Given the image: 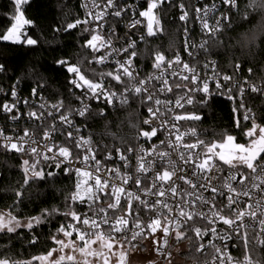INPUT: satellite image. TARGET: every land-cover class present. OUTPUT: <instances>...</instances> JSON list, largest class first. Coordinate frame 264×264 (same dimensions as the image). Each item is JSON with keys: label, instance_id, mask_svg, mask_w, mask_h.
<instances>
[{"label": "snow or ice", "instance_id": "1", "mask_svg": "<svg viewBox=\"0 0 264 264\" xmlns=\"http://www.w3.org/2000/svg\"><path fill=\"white\" fill-rule=\"evenodd\" d=\"M163 2L150 0L147 10L139 13L141 17L147 18L148 36L155 34L153 23L159 24L153 10ZM12 3L14 14L9 17L10 27L0 39L36 45L37 40L23 31L26 25L32 23L25 17L23 8L29 0H12ZM222 3L235 6V0H222ZM82 6L87 9L86 18L67 23L64 31L76 29L81 24L89 25L84 31L90 34V38H85L82 47L90 49L92 53L105 51L93 55L91 59L85 57L87 63L106 65L111 59L112 70L96 72L91 69L92 75L97 78L94 80L86 78L79 66L69 64L67 60L57 61L61 66L67 65V71L74 74L75 78L69 83L83 90V98L77 97L80 106L66 108L63 100L48 104L41 97L39 110L27 112L29 120L35 122L31 129L24 128L23 135L15 138L5 135L0 129V147L7 151L32 154L31 163L29 159L23 160V184L21 189L15 191L14 204L7 209H0V233L19 236L18 230L26 229L32 234L28 242L36 244L38 236L35 229L49 223L55 216H63L65 222L60 223L56 232L50 236L58 247L30 261H11L5 257L0 259V264H32V261H39L40 264H110L113 257L117 258L116 264H128L127 253L137 250V244H133V241H138V238L141 241L147 239L157 230L163 232V241L155 251L165 257L170 255L164 252L170 232L175 233L177 240L194 232L195 252H204L205 248H210L214 253L213 264H233V257L228 252L229 241L233 247L240 245L244 250L243 260L236 261V264H264L260 255L261 250H264V126L257 124L253 117L245 113V120L252 119V126L245 133L250 138L247 145L235 143L232 135H227L220 143L209 144L199 138L195 127L182 131L181 121L201 120V115L188 112L186 105H193L196 93L204 94L198 103H208L212 95L208 79L202 80L196 68L190 67L187 62L181 67L179 54L174 61L169 60L165 67V55L160 52L155 54L152 64L157 72L142 77L134 63L138 56L137 43L130 41L126 46L116 47L113 43L115 29L111 25L105 28L110 9V14L119 18L127 11V7L120 6L118 0H106L103 5L100 0H86ZM180 8L183 9L184 5L181 4ZM216 8L215 4L211 8L205 6L203 10L196 8L203 29L209 30L212 37L216 36L220 25L217 21V25L209 29L208 16ZM202 11L203 16L200 15ZM187 16L185 11L180 20H185ZM139 23V20H134L130 27L135 28ZM206 44L207 41L202 42L199 48L205 49ZM188 47L186 41L185 51H188ZM188 55L193 56L194 53L188 51ZM79 63L83 64L84 60ZM173 64L177 67H173ZM3 70L0 65V71ZM211 79L219 91L226 87V82L232 77L224 75L222 80L225 84L221 83L217 75ZM37 87L42 85L38 83ZM112 88H122V91L118 93ZM250 88L253 93L264 91L255 85ZM244 92L245 89L241 87V98ZM231 93L232 88H227L229 100L234 99ZM32 94H38L37 88H33ZM11 95L14 98L17 96L15 88ZM130 98L133 102L138 100L148 116L142 123L132 125L136 129L135 145L122 139L121 147H95L91 137L81 135L80 128L74 124L73 118L76 116L87 119L94 115L91 105L85 99H103L109 105L119 101L123 106L129 103ZM24 104L28 105L29 101L24 100ZM240 106L243 107L242 101ZM16 108V103L3 105V110L8 113ZM180 109L185 111H178ZM95 115L103 116L104 110L101 109ZM20 118L18 110L11 117L12 120ZM57 133L65 138L62 145L54 143ZM160 134H163V139ZM186 137H194L195 140L188 142ZM154 138L158 142H154ZM141 139L144 143H139ZM146 144H150V147H146ZM41 146L44 151L39 150ZM73 150L82 151V157L77 154L73 158ZM104 151L107 154L103 155V160L113 161L115 152L123 163L124 171H121L120 166L105 168L101 159L97 158V154H103ZM133 155L134 167L131 162ZM41 161H53L56 168L68 164L64 172L75 173V191L66 198L68 202L65 211L59 208L44 209L39 215L21 218L16 213L17 205L22 203L23 187L29 185L30 181L44 180L46 176L55 175L51 171L45 173L43 168L38 169ZM73 162L84 167L73 168ZM102 171L105 173L103 179ZM101 194L106 197V206L101 203ZM122 200L125 204L121 203ZM76 204L86 205L87 211L80 213L74 207ZM144 215L149 219L146 225L142 223ZM217 225L223 227L218 229ZM74 233L75 240L71 239ZM209 233L211 239L207 244L202 243ZM61 235L63 238H59ZM187 238L192 241L191 236ZM114 247L117 251H113ZM66 249L69 252H65ZM54 253H58L55 258Z\"/></svg>", "mask_w": 264, "mask_h": 264}, {"label": "trees", "instance_id": "2", "mask_svg": "<svg viewBox=\"0 0 264 264\" xmlns=\"http://www.w3.org/2000/svg\"><path fill=\"white\" fill-rule=\"evenodd\" d=\"M181 4L188 13L187 21L180 20L183 12L180 9ZM23 8L25 17L32 22L23 30L28 36L36 39L37 44L30 46L0 39V65L4 69L0 71V82L5 87H11L18 81L20 94L30 99L34 97L33 88H37L36 97H43V100L49 102L63 100L66 106L75 107L80 102L77 97L81 96L82 90L69 83L72 76L67 71V65L61 66L57 61L67 60L69 64L79 66L82 74L88 77L93 76L91 69L96 72L103 71V68H96L85 59H91L95 55L90 49L82 47L85 38H90V34L84 31L85 27L79 25L76 29L64 31L67 23L74 22L81 16L78 0H29ZM193 11L192 0H164L154 9L159 20V24L154 27L155 34L148 36L142 32L136 49V63L144 73L153 69L152 64L157 52L171 58L182 52V35L185 31L193 35L198 33ZM13 14L12 0H0V37L10 27L9 17ZM231 17L232 26L225 29L219 38L211 39L201 56L215 59L222 72L235 73L237 65H240L243 73L249 70L251 75H248L263 79L264 0H239V9L232 12ZM141 37L144 39L141 40ZM82 59L84 63L80 64ZM38 83L42 87H37ZM202 98L196 97L193 105L186 107L188 112L201 115V120L187 121V125L199 129L202 138L209 144L220 142L227 135L247 144L250 138L245 133L251 128L252 119H244L246 109L240 106L242 100H229L227 96L213 95L207 104L198 103ZM6 99L0 96V126L9 123L7 116L2 113ZM243 101L256 123L264 126V98L259 94L250 93ZM184 111L185 109L182 110ZM92 113L94 115L87 118L86 122L88 134L94 143L121 145L123 139L135 145L136 129L132 125L142 123L147 112L138 100L133 102L131 99L129 104L109 109L103 116L95 115L98 113L95 109ZM24 159L27 157L21 153L4 152L0 148V209L11 207L16 200L15 191L21 189L24 179ZM65 167L62 164L60 168H56L53 161L41 164L40 168H43L45 173L51 171L55 175L46 176L44 180L30 181L29 185L24 186L22 203L17 205L16 214L27 218L39 215L44 209L59 208L65 211L68 202L66 198L75 191L77 181L74 172L65 174ZM74 207L79 212L86 208L84 204H76ZM64 222L65 217L55 216L49 223L35 229L38 236L36 244L28 242L32 234L26 229L18 230L19 236L0 233V259L7 257L11 261L24 262L32 260L35 256L45 255L55 246L50 239L51 234ZM9 235L12 236L11 239ZM187 236H191L192 241H189ZM187 236L177 241L179 249L175 255L180 260L173 258L171 264H204L207 255L195 252L193 242L196 239L193 232L187 233ZM260 255L264 259V250H261ZM32 264H35V261H32Z\"/></svg>", "mask_w": 264, "mask_h": 264}, {"label": "built area", "instance_id": "3", "mask_svg": "<svg viewBox=\"0 0 264 264\" xmlns=\"http://www.w3.org/2000/svg\"><path fill=\"white\" fill-rule=\"evenodd\" d=\"M192 1L194 4L193 15H194L196 26L198 28V33L194 34V35L189 31H185L183 33V35H182L183 50H182V52L178 53L181 56V65L180 66L182 67V64L184 62H187V63H189L190 67L196 68V71L199 72L200 78L202 80L208 79L209 90H210V93L212 94L211 97L213 95L227 96L228 95L227 94V88L231 87L232 88L231 95L235 99L242 100L243 108H245L246 112L251 116V112H249L247 110V108L245 107L243 98L245 96H247L248 94L253 93V92H251V88H250L251 85H255L258 88L264 90V78L260 79V80L253 78L252 76H250L251 74H250L249 70L247 71V73H243L241 71L240 65H237L239 67H236L235 73L222 72L219 69V65L215 59L204 58L201 56L202 51L206 50V48L205 49L199 48V45L204 41H207V44H206V47H207V45L211 39L219 38L225 29H228L232 26L231 13L235 12L239 9V0H235V6L234 7L231 6V4H223L222 0H215L213 2H207L206 0H192ZM78 2L80 5V9H81V16L79 19L83 20L87 16V9L82 6L86 2V0H78ZM100 2L103 5V3H106V0H100ZM118 2L120 4V6L127 7V11L125 13H123L121 17L117 18V17H114L110 14L112 11L110 9L109 15L106 17L107 24L105 25V28L107 29L108 26L111 25L115 29V36L113 37V43H114V46H116V47L126 46L127 43L130 41H135L136 43H138V39L140 38V34H142V32L147 33V18L141 17L139 15V13L141 11L147 10L148 2H147V0H118ZM213 4H215L217 6V8H216L215 12L209 13L208 24H209V29H211V28L215 27L217 25V21H219L220 28H219V31L217 32L215 37L211 36L209 30L203 29L201 20L197 17V13H196V8L199 7L203 10L205 6L211 8ZM181 11H183L181 14V15H183V13L185 12V8L181 9ZM153 13H154V10H153ZM200 15L203 16V11L201 12ZM245 16H247V14H245ZM225 17H226V19H225ZM134 20H139L140 23L137 24L135 28H132V27H130V25L132 24V22ZM187 20H188V16L183 21H187ZM81 26H84L85 28L89 27V25H84V24H81ZM153 31H154V29H153ZM186 41H187V44L189 46L188 51L193 52L194 53L193 56H189L188 51H185ZM192 45H195L196 47H192ZM104 51L105 50H101V53H95V55L103 54ZM162 54H164V53H162ZM164 55H165L164 65L166 67L167 62L169 60L174 61L175 56L177 54L174 55V57H172V58L168 57L166 54H164ZM136 59H137V57L135 58L134 63H136ZM213 64L215 65V72L213 71ZM91 65L96 67V68H103V71H105V72L112 70V67H113L111 59L109 60V63L106 65H98V64H91ZM136 65H137L139 73L142 77L147 76L149 74H152L154 72H157V70L153 68L152 70L144 73L142 71L141 67L137 63H136ZM173 67H177V66L175 64H173ZM70 74L72 76L71 80L74 79L75 78L74 74H72V73H70ZM248 74H250V75H248ZM213 75H217L219 78H221L222 84H225V82L222 80V77L224 75H229L232 77V79L230 81L226 82V87L224 89L218 91L215 87V81L213 79H211V77H213ZM86 78L94 79V80L97 79L96 77H93V76L92 77L86 76ZM170 82H171V80H170ZM241 87H243L245 89V92H244V95L242 98L240 97V94H239V89ZM13 88H15V91L17 92V96L15 98L11 95ZM112 90L117 91L119 93V91H122V88H112ZM80 91H81V89H80ZM221 92H224V94H221ZM81 93L82 94L80 97L83 98V90ZM256 94H259L264 98V91L256 92ZM0 96H4L7 98L5 101V103H7V104H10V105L14 104V103L17 104V108L14 109L11 113L5 112L3 110V107H2V113L5 116H7L8 121H9V123L7 125H1L0 126V129H2L4 131L5 135L12 136L13 138H15L17 135H23V129L24 128L27 127L29 129H31L34 126L35 122L29 120V118L27 117V112L29 110H37V111L39 110L38 105L42 102L40 96L39 97L34 96L30 99L28 96L20 94L19 87H18V81H16L11 87H5L0 82ZM198 96L204 97V94L203 93H196L194 95V101H195L196 97H198ZM24 100H28L29 104L25 105ZM17 101H19V103H17ZM44 101H46V100H44ZM130 101H131V98L129 100V103H130ZM47 102H48V104L57 103V102H49V101H47ZM85 102L89 103L91 105L92 111L95 109L99 113L100 110L103 109L104 115L106 114V112H108L109 109H114L116 107L121 106L119 101H115L113 104L109 105V104H106V102L103 99H101L100 101H95V100L88 101L87 99H85ZM79 106H80V102L73 108H77ZM123 106H125V105H123ZM188 106L189 105H186V107H188ZM65 107L67 108L69 106H66V104H65ZM17 110L19 111L21 118L19 120H12L11 117L16 115ZM182 110L183 109H180L178 111L182 112ZM62 111H63V109H62ZM146 118H148L147 113L143 119H146ZM73 119H74L75 126L77 128H80V130H81L80 134L85 136L86 138L90 137L88 134V123L86 122V119L78 117V116L74 117ZM49 122H51V121H49ZM180 123L183 125V128L181 129L182 131H184L188 128H192L191 126L187 125V121H181ZM144 127H145V129H147V126H144ZM196 131H197L199 138L204 140L202 138V132L197 128H196ZM73 132L75 135L76 133H75L74 129H73ZM60 138L62 139L61 141L59 140ZM160 138L163 139V134H160ZM64 139L65 138L63 135H60L59 133H57V134H55V137H54V143L57 145H62L64 143ZM186 140L188 142H194L195 138L194 137H186ZM0 142H2V141H0ZM154 142H158V141H155V138H154ZM92 143L95 147H102L103 145H108V146L113 147V148L121 147V145H109L108 143H105V142L102 144H96L92 141ZM139 143H144L143 139H141L139 141ZM145 146L150 147V144H146ZM25 147L27 148V145H25ZM0 148L4 152H7V150L4 149L3 147H0ZM39 150L44 151L42 146L40 147ZM54 151H56V149H54ZM18 153H20V152H18ZM21 154L25 155L27 157V159H29L30 163L32 162V154L31 153H27V154L21 153ZM77 154H79L82 157L83 152L80 150H73V158H75L77 156ZM106 154H107L106 151H104L103 154H100V153L97 154V158L101 159L102 164L104 165L105 168L120 166L121 171H124L123 163L121 161H119L115 152H113V161L105 162L103 160V155H106ZM44 162H46V161H41L40 164H38V166H37L38 169L40 168L41 164H43ZM131 162H132L133 167H134V165H135L134 155L131 157ZM63 165H65L66 167L69 166L68 164H63ZM71 166L73 168H75V167L83 168L84 167L82 164H79L76 162H73V164ZM104 175H105V173L102 171L101 172V178L102 179L104 178ZM116 182L119 183L118 180ZM90 183H91V181H90ZM106 202H107L106 197L103 194H101V203L106 206ZM121 203L125 204V202L123 200ZM86 211H87V206H86L85 210L80 212V213H84ZM110 214H111V211H110ZM118 214H122V213H118ZM148 222H149L148 216L147 215L142 216V223L144 225H146ZM197 226L203 227L202 224H198ZM129 227L130 228L132 227V221L131 220L129 221ZM221 227H223V225H217L218 229ZM146 231H147V229H146ZM181 231H183V230H181ZM193 234H194V232H193ZM194 236H195V234H194ZM72 239L75 240V233L73 234ZM195 239H196V237H195ZM210 239H211V234L209 233V235L205 236L203 241H201V242L207 244ZM154 240H156L157 243L154 244L153 243ZM162 241H163V232L160 230H157V232L155 234L149 235L147 237V239H144L141 241L138 238V241H133V244H137V246H138V245H140V243H142V244L150 243L152 245L153 253L157 257L158 264H169V262L171 264L172 260L174 258V254L179 249V245H177L178 240L175 237V233L170 232L169 237H168V244L164 246V252L170 254L167 257H165V256H163V255H161L155 251V248L159 247V245H160V243H162ZM217 243H219V242H217ZM228 252L233 257V264H236V261L243 260L244 250L240 247V245L233 247L232 242L229 241ZM202 253L207 255V258H206L204 264H206V261H207V264H213V255H214L213 250H211L210 248H205L204 252H202Z\"/></svg>", "mask_w": 264, "mask_h": 264}, {"label": "rangeland", "instance_id": "4", "mask_svg": "<svg viewBox=\"0 0 264 264\" xmlns=\"http://www.w3.org/2000/svg\"><path fill=\"white\" fill-rule=\"evenodd\" d=\"M153 15L156 17L155 13H153ZM155 26H156V23L154 22L153 29ZM8 42H11V41H8ZM220 142H216V143H220ZM235 143H243L245 145L248 144L244 142H238L236 138H235ZM59 238H63L62 235ZM54 247H58V246L55 245ZM93 247L95 248L97 246L93 245ZM125 247L130 248L128 245H125ZM113 251H117V249L114 247ZM65 252H69V250L66 249ZM56 256H58V253L53 254V258H55ZM174 259L180 260L175 254H174ZM116 260L117 258L113 257L112 260L110 261V264H116ZM127 261H128V264H158L157 257L154 255L153 250H152V245L150 243L140 244L139 246H137L136 251H129L127 253ZM35 264H40V262L35 261Z\"/></svg>", "mask_w": 264, "mask_h": 264}]
</instances>
